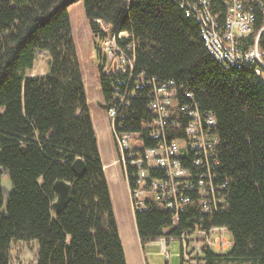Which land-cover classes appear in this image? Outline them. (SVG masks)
Masks as SVG:
<instances>
[{"label":"trees","instance_id":"trees-1","mask_svg":"<svg viewBox=\"0 0 264 264\" xmlns=\"http://www.w3.org/2000/svg\"><path fill=\"white\" fill-rule=\"evenodd\" d=\"M76 1L0 0V167L12 184L5 196L0 181V264H9L12 240L36 242L35 264H127L71 35L67 7ZM256 1L251 0L255 31L264 19ZM82 3L96 37L104 35L99 20L127 33L122 44L133 45L132 79L140 72L148 80L172 79L191 93L188 103L216 120L218 164L211 163L205 176L213 177L224 202L216 211L188 207L175 224L171 212L155 203L136 209L141 243L225 226L231 249L204 248L194 264H264V82L251 66L224 68L217 62L180 0ZM212 6L222 19L223 2L212 0ZM36 50L48 53L49 69L27 76ZM97 56L108 105L119 74L104 67L98 45ZM148 90L144 86L121 102L125 128L141 130L140 122L150 116ZM79 157L86 164L81 176L71 168ZM57 180L70 184L71 195L55 212ZM181 250L179 264H193Z\"/></svg>","mask_w":264,"mask_h":264},{"label":"built area","instance_id":"built-area-1","mask_svg":"<svg viewBox=\"0 0 264 264\" xmlns=\"http://www.w3.org/2000/svg\"><path fill=\"white\" fill-rule=\"evenodd\" d=\"M180 1L181 7H186V15H192L198 22L204 45L217 62L224 68L251 66L264 82V19L255 31L251 0H221L225 8L222 19L213 9L212 0ZM127 2L124 0V4ZM256 3L264 17V0ZM103 29L104 35L99 39L104 67L110 66L119 74L113 101L106 105L105 111L118 155L116 162L126 182L133 211L155 203L171 212L173 224L178 213L188 207L216 211L224 197L213 177L205 176L211 163L218 164L215 117L188 103L186 97L193 100L191 93L172 79L148 80L143 72L132 79L133 45L122 44L127 33ZM99 51L102 54L100 48ZM130 79L133 83L128 92L125 88ZM144 86L149 89L150 116L140 122L141 130L127 129L120 104ZM226 231L225 226L196 228L192 233L183 231L179 236H162L156 240L168 258L169 240L178 239L182 257L194 264L200 261L204 248L225 252L231 244L225 237Z\"/></svg>","mask_w":264,"mask_h":264},{"label":"rangeland","instance_id":"rangeland-1","mask_svg":"<svg viewBox=\"0 0 264 264\" xmlns=\"http://www.w3.org/2000/svg\"><path fill=\"white\" fill-rule=\"evenodd\" d=\"M67 12L70 21V29L71 35L75 44L76 54L79 60V64L83 72L87 69L93 73L94 72V82H91L88 96L90 99V106L93 112L95 111H102L105 112L104 108L100 107V103L102 102V95L98 84V70L97 66L102 63L97 56V45L102 51V58H104V51L100 46V39L96 37L90 28L89 22L85 17L83 11V3L82 0H78L76 2L71 3L67 7ZM100 25L108 29L110 24L106 23L105 21H98ZM49 69V55L44 50H36L35 57L33 61L32 68H28L25 70V73H33L35 76L42 75L47 73ZM106 117V112L105 115ZM105 117L98 121L97 126V133L98 139L100 141V147L103 154L108 158L110 156V152L115 151V157L117 158V152L114 144V139L112 137V133L110 131V127L108 124V119ZM119 166V165H118ZM119 169V180L121 186L125 190L126 183L124 178L122 177L120 167ZM0 181L2 186L7 189H11L12 184L11 181L6 173L0 175ZM120 183L114 182L110 180V185L113 190V200L115 203V211L118 219L124 221V225L128 227V222L130 226L133 222V214L131 212L130 206L129 210L131 214L125 212L123 209L122 204L119 200V188ZM114 211V210H113ZM115 213V212H114ZM115 215V214H114ZM115 215V216H116ZM128 221V222H127ZM225 237L229 239L231 244L225 250L228 251L232 247V235L230 232H225ZM129 242H125L123 247L124 254L126 255V263L127 264H140L141 253L143 255V259L148 264H179L180 263V256L179 252L181 249L180 241L178 239L171 238L166 246V251L170 253V257H165L163 254V248L159 240H149L144 241L141 245L142 252L138 249L137 244L128 237ZM35 249H36V242L35 241H21V240H12L10 243L9 249V264H35Z\"/></svg>","mask_w":264,"mask_h":264},{"label":"crops","instance_id":"crops-1","mask_svg":"<svg viewBox=\"0 0 264 264\" xmlns=\"http://www.w3.org/2000/svg\"><path fill=\"white\" fill-rule=\"evenodd\" d=\"M80 68H81V66H80ZM81 73H82L83 82H84V86H85L87 101L89 103V110H90L91 120H92L93 128H94V131H95V135H96V138H97V144H98L100 159H101V162H102V166H103V170H104V173H105L107 185H108V188H109L111 202H112L113 210L115 212L114 214L116 215L115 203H114L113 195H112L113 194L112 193L113 190H112V187L110 185V180L114 181V182H117V183H120L121 180H119L120 176H119V170H118L119 166H118V163L116 162L115 151L114 152H110V156H108V158L101 151L100 141L98 139V133H97V131H98L97 126H98V121L105 117L104 116L105 112H102V111L93 112L92 109H91V106H90V99H89V96H88V90H89L90 84H91V82H94V78H93L94 77V72L91 73L87 69L86 76H85V74H84L85 72H83L82 69H81ZM26 75L27 76H35V74H33L32 72L28 73ZM98 84H99V82H98ZM105 119H106V117H105ZM126 187H127V185H126ZM119 200H120V203L122 204L123 209H124L125 212H128V214H131L130 210H129V206H130L131 212H132V214H134V211H133L132 206H131V201H130V196H129L128 189L125 190L123 188V186H121V183H120V188H119ZM132 217H133V222H132L131 226H130V223L127 221L128 222V227H126L124 225V221L118 219L117 215L115 216L116 222H117V228H118V232H119V237H120L122 245H124L125 242H129L128 237H130L131 240H133V242L137 244L138 249L142 252V250H141L142 248L141 247H143V246H141V245H143V244L141 243L140 238H139L138 233H137V229H136V225H135V221H134V216H132ZM125 258H126V255H125ZM136 264H137V262H136ZM140 264H148L143 259L142 253H141V258H140Z\"/></svg>","mask_w":264,"mask_h":264},{"label":"water","instance_id":"water-1","mask_svg":"<svg viewBox=\"0 0 264 264\" xmlns=\"http://www.w3.org/2000/svg\"><path fill=\"white\" fill-rule=\"evenodd\" d=\"M100 107H106L104 102L100 103ZM72 170L78 175L81 176L86 169V164L82 158H76L71 164ZM4 174L3 169L0 167V175ZM53 189L56 194L55 200L52 202L51 207L55 212L62 210L71 195V186L64 180H57L53 184ZM3 193L5 196L8 194V189L3 186Z\"/></svg>","mask_w":264,"mask_h":264},{"label":"bare ground","instance_id":"bare-ground-1","mask_svg":"<svg viewBox=\"0 0 264 264\" xmlns=\"http://www.w3.org/2000/svg\"><path fill=\"white\" fill-rule=\"evenodd\" d=\"M195 229H196V228H194V229H188V230H186V232H187V233H192ZM181 233H182V232H181ZM181 233H180V234H181ZM180 234H179V235H180ZM179 235H178V236H179Z\"/></svg>","mask_w":264,"mask_h":264}]
</instances>
